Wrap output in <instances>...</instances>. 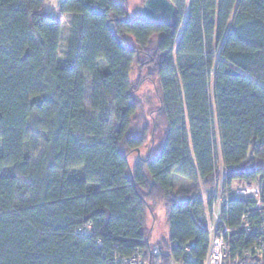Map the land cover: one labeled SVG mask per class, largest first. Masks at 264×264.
<instances>
[{"label":"trees","instance_id":"1","mask_svg":"<svg viewBox=\"0 0 264 264\" xmlns=\"http://www.w3.org/2000/svg\"><path fill=\"white\" fill-rule=\"evenodd\" d=\"M124 1L0 0V264H122L153 248L204 264L216 207L226 262L264 264V0H170L174 26ZM146 52L153 154L146 123L132 129ZM234 182L257 185L259 203ZM161 204L154 242L145 211Z\"/></svg>","mask_w":264,"mask_h":264},{"label":"rangeland","instance_id":"2","mask_svg":"<svg viewBox=\"0 0 264 264\" xmlns=\"http://www.w3.org/2000/svg\"><path fill=\"white\" fill-rule=\"evenodd\" d=\"M59 0H47L46 7L47 8H55L58 5ZM127 4V11L130 16L134 17L138 14V7L141 5L142 0H125ZM124 1V2H125ZM68 16H64L63 21V27H62V35L65 39L68 34ZM153 44H155V41L157 40V35L152 36ZM152 44V47H153ZM64 44H62L61 47V55L64 51ZM139 57H141V65L136 67L134 66L132 71V88L133 93L135 92V99L137 100L138 104H140V109L138 108V114L137 116L133 117L132 119V129H134V132L140 133L143 123H146L145 131L148 133V139L146 142V146H148V149L150 147V152L153 154L155 153L156 149H158V145L161 141L162 134L160 135H154V139L152 136V131L150 132L149 129H151L153 118L156 120V113L153 112L157 105V92L156 90V84L154 83L153 78L151 76L154 74V65L152 63V58L149 56V53L140 54ZM150 62V63H149ZM140 67V68H139ZM153 74H151V73ZM88 78V77H87ZM87 94H88V79H87ZM147 101H150L147 102ZM146 153H143L142 156L145 157ZM136 154H129V163H130V169L133 167V163L136 160ZM241 184V183H240ZM173 185L175 189H181L186 190L191 186V182L184 179V178H174L173 179ZM235 189H240L242 186L239 187V183L234 182ZM237 187V188H236ZM254 190L251 195H253L254 198L257 199L258 192H255V190L258 191L257 185H252L251 189L248 191ZM236 193V192H235ZM256 197H255V196ZM258 203V202H257ZM157 205L155 207L149 206L153 215L154 219H149L148 212L145 211V232L147 231L150 235L151 241L157 242L162 241V239L167 236V226L165 222V214H164V206ZM257 207L261 208V205H257ZM263 207V206H262ZM264 209V208H262ZM206 211V210H205ZM147 222V224H146Z\"/></svg>","mask_w":264,"mask_h":264},{"label":"built area","instance_id":"3","mask_svg":"<svg viewBox=\"0 0 264 264\" xmlns=\"http://www.w3.org/2000/svg\"><path fill=\"white\" fill-rule=\"evenodd\" d=\"M240 189H235L236 194L239 195H251L254 191H248L251 189L252 185L249 183L239 184ZM255 192H258L255 190ZM253 196V195H251ZM255 196V195H254ZM258 197V195H256ZM255 196V197H256ZM259 203V199H257ZM256 202V203H257ZM258 205V204H257ZM254 206L252 209L248 210L247 213L243 215V219L249 214H254L258 211V207ZM207 222L208 230L210 232V239L208 243V251L204 264H228L226 262L227 247L224 243V234L228 232V227L221 221L220 215L218 213V207L213 210L211 217L208 212L204 214ZM122 264H182L181 262L170 259L165 263L160 258V253L156 248H153L147 254L146 252H136L133 255L126 257L122 260ZM234 264H254L251 261H240Z\"/></svg>","mask_w":264,"mask_h":264},{"label":"water","instance_id":"4","mask_svg":"<svg viewBox=\"0 0 264 264\" xmlns=\"http://www.w3.org/2000/svg\"><path fill=\"white\" fill-rule=\"evenodd\" d=\"M136 16L149 22H167L174 26L177 10L170 0H142Z\"/></svg>","mask_w":264,"mask_h":264}]
</instances>
